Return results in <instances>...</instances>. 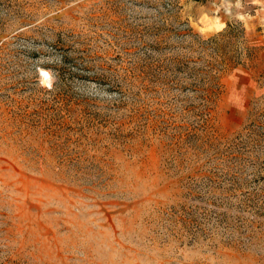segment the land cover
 Here are the masks:
<instances>
[{"label":"rangeland","instance_id":"374dc122","mask_svg":"<svg viewBox=\"0 0 264 264\" xmlns=\"http://www.w3.org/2000/svg\"><path fill=\"white\" fill-rule=\"evenodd\" d=\"M0 264H264V10L0 0Z\"/></svg>","mask_w":264,"mask_h":264},{"label":"crops","instance_id":"0c3cea01","mask_svg":"<svg viewBox=\"0 0 264 264\" xmlns=\"http://www.w3.org/2000/svg\"><path fill=\"white\" fill-rule=\"evenodd\" d=\"M244 8L264 10V0H237V13Z\"/></svg>","mask_w":264,"mask_h":264}]
</instances>
